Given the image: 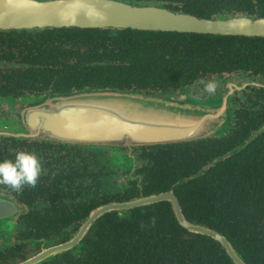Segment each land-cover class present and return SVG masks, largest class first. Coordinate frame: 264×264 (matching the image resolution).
<instances>
[{"label":"trees","instance_id":"1","mask_svg":"<svg viewBox=\"0 0 264 264\" xmlns=\"http://www.w3.org/2000/svg\"><path fill=\"white\" fill-rule=\"evenodd\" d=\"M121 1L135 2L136 5L159 4L175 12L204 18L224 10L251 6L257 9L259 16L264 17V0ZM21 39V51L30 54L37 51L39 54L34 61L30 56H25L21 63L34 65L30 71H65L68 75L54 77L53 81L55 89L60 87L67 92L73 88H110L146 94L154 90H178L198 80L201 74L231 72L230 69H250L253 71L247 72L262 76L264 80V38L131 29L64 28L27 31ZM63 46L66 48L63 49ZM235 50L241 54L227 58L213 55ZM262 98L264 90L250 92L246 105L235 113L234 130L230 135L146 147L154 163L147 172L148 182L155 184L154 189L167 191L179 183L175 188L176 194L186 217L225 234L249 264L260 262L259 255L253 250L258 242V221H249L246 227H226L225 200L235 201L243 194L244 180L239 178L243 177L242 154L256 149L264 151V132L247 149L203 170L215 158L226 155L243 143L251 129L264 123ZM209 198L214 203L198 206ZM217 202L221 204L216 206ZM135 212L132 218L125 220H119L112 214L103 217L100 221L103 226L93 229V239L89 242L92 246L86 264H96L93 258L99 256L103 257L102 263L107 264L230 262L219 243L179 226L168 204L146 206ZM232 214L237 225L239 213ZM136 223L141 227H136ZM111 257L119 259L110 261ZM81 261L79 259L73 264H83Z\"/></svg>","mask_w":264,"mask_h":264},{"label":"flooded vegetation","instance_id":"2","mask_svg":"<svg viewBox=\"0 0 264 264\" xmlns=\"http://www.w3.org/2000/svg\"><path fill=\"white\" fill-rule=\"evenodd\" d=\"M132 3L136 4L135 2ZM245 17L253 20L264 19L258 15L257 9H252L251 6L224 10L210 18H197L226 21ZM45 29L56 28L0 29V160L12 159L18 151H29L35 152L41 162V172L35 186L25 185L20 190H14L9 186L0 184V264H73L79 259L82 260L83 264H86L85 260L88 259V251L92 246V243L89 244V242L93 239V229L103 226L100 221L104 216L112 214L116 215L119 220L130 219L136 214V209L161 203L168 204L173 213L171 203L167 201L140 206L127 212L106 213L92 223L83 238L70 251L49 257L40 263H33L43 250L73 240L92 211L112 202L124 203L140 197H150L173 191L185 218L192 223L200 224L186 217L176 194L175 188L179 183L167 191H160L154 189L155 184L151 185L148 182L147 172L151 170L150 167L154 163L151 162L146 147L153 146L111 149L14 136L17 134L15 131H18V121L22 118V110L38 104L48 97L78 90L73 88L69 92L66 90L65 92L60 87L55 89L53 78L68 75L65 74V71H30L34 65L21 63L25 60V56H30L32 61L39 56L37 51L32 54L21 51L23 33ZM214 36L264 38L219 34ZM35 46L37 48V45ZM42 47L45 46L42 45ZM65 48L66 46H63V49ZM42 54L45 53L42 51ZM238 54L241 52L236 50L232 53H213L214 56H225V58ZM64 58L66 59L67 56L64 55ZM229 71L231 72L201 74L202 76L198 80L178 90H154L147 94L138 93L158 99L181 98L199 103L219 99L221 102L230 92V84L245 85L244 88L234 91L228 98L227 111L230 114L228 128L223 130L222 134L211 135L206 139L222 138L230 135L234 130L235 113L243 105H246V99L250 92L252 90H264L262 76L251 75L247 72L253 70L230 69ZM208 82L215 85V89L211 93L205 90V85ZM262 99L261 106H264V98ZM263 125L264 123L255 129H251L249 136L243 143L231 149L226 155L215 158L203 171L207 170L210 165H215L218 161H223L230 158L234 153L247 149L264 132ZM114 154L118 156L117 162H114ZM242 155L243 177L239 178L244 180L243 194L235 201L225 200L227 208L224 209V212L228 221L226 227H246L247 222L257 220L259 224L257 227L258 242L253 250H256L255 254L260 257L258 264H264V151L256 149ZM205 203L210 206V203H214V201L209 198L207 202L202 201L198 206L201 207ZM219 204L221 202H217L216 206ZM232 212L239 213L237 225ZM177 224L180 226L178 222ZM135 225L141 227L137 223ZM152 226L143 225V227ZM222 235L232 244L245 264H249L232 241L225 234ZM223 252L229 261L235 264L224 249ZM93 259L97 261L96 264H107L102 263V256ZM117 259L119 258L111 257L110 261ZM230 262L227 264H231Z\"/></svg>","mask_w":264,"mask_h":264},{"label":"water","instance_id":"3","mask_svg":"<svg viewBox=\"0 0 264 264\" xmlns=\"http://www.w3.org/2000/svg\"><path fill=\"white\" fill-rule=\"evenodd\" d=\"M33 28H108L264 37V19L206 20L172 12L159 4L143 6L121 0H0V29ZM244 87L230 84V92L216 106L185 99H158L128 90H73L22 110L14 136L111 149L202 140L228 128V98ZM113 159L117 162L118 156L114 154ZM162 201L171 203L182 228L214 239L235 264H245L225 236L185 218L173 191L98 207L73 240L43 250L33 263L70 251L92 223L106 213L127 212Z\"/></svg>","mask_w":264,"mask_h":264},{"label":"clouds","instance_id":"4","mask_svg":"<svg viewBox=\"0 0 264 264\" xmlns=\"http://www.w3.org/2000/svg\"><path fill=\"white\" fill-rule=\"evenodd\" d=\"M215 85L208 82L205 90L213 92ZM41 172V162L35 152L18 151L12 159L0 160V184L20 190L25 185L35 186Z\"/></svg>","mask_w":264,"mask_h":264},{"label":"rangeland","instance_id":"5","mask_svg":"<svg viewBox=\"0 0 264 264\" xmlns=\"http://www.w3.org/2000/svg\"><path fill=\"white\" fill-rule=\"evenodd\" d=\"M176 99H181V98H176ZM219 103H220L219 99H212V100L207 101L205 104H212V105L216 106ZM202 104H204V103H202ZM217 134H222V133L219 132Z\"/></svg>","mask_w":264,"mask_h":264}]
</instances>
